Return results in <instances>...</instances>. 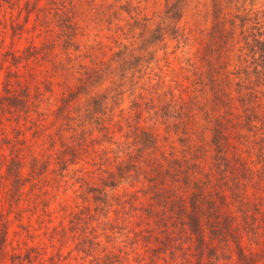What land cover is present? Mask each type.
Here are the masks:
<instances>
[{"label": "trees", "instance_id": "16d2710c", "mask_svg": "<svg viewBox=\"0 0 264 264\" xmlns=\"http://www.w3.org/2000/svg\"><path fill=\"white\" fill-rule=\"evenodd\" d=\"M184 3V0H173L167 4L165 17L171 21L179 19ZM62 7L55 9L60 11ZM40 10L38 20L48 24L49 10L44 7ZM56 15L59 28L63 19L69 20V16ZM76 16L79 15H72L75 22ZM214 17L218 36L232 34L233 31H225L222 22L217 21L216 11ZM164 21L149 30L147 42L162 39L165 28H174L171 22L162 26ZM71 24L74 29L77 27L74 22ZM22 27L19 24L16 28ZM257 28L243 33L244 44L240 52L234 53L231 67L234 47L228 40L224 41L223 49L216 48L212 54L206 50L203 57L207 59L203 58L202 64L191 63L192 67L180 74L182 94L178 95V102L171 97L162 98L163 103L155 106L153 100L152 103L143 101L144 95L140 92L132 98L127 113L121 109L119 116H108L104 99H111L110 109L118 104L124 92L123 82H114L102 94L93 95L88 116L101 136L114 144L91 156L98 164L97 169L104 173L102 184L113 188L120 183L134 186L111 194L98 185L88 188L94 191V209L99 204L111 206L113 197L109 196L116 199L118 222L114 225L107 222L104 227L127 229L126 235L132 234L127 246L113 244L112 250L106 253L111 260L106 257L102 264H113L116 259L122 260L123 255L133 258L134 264H264V36H261L264 30ZM73 33L59 31L56 39L50 38L41 48L31 40L18 54L7 49L4 55L7 59L10 56L11 64L7 66L4 93L0 95V114L34 109L38 114L53 115L51 123L55 128L48 138L51 145H59L57 150L63 153L62 162L67 161L69 153L75 156L78 150H88L90 143L86 128L91 127L84 125L75 97L89 90L113 62L111 57L104 60L91 52L88 57L93 65L75 63V57L69 52ZM57 39H64L61 53L54 51ZM243 48L252 51V59L247 58ZM115 53L120 55L121 51ZM30 57L35 65L27 75L11 67L22 58ZM120 59L121 76L126 69L132 68V74L141 70L140 59L145 60L124 53ZM37 65L45 66L46 72L36 70ZM53 84L60 89L58 95L53 94ZM43 91L50 92L46 99L51 95L56 99L47 111L38 109L44 100ZM32 97L38 100L35 102ZM76 116L80 123L72 122ZM122 128L125 131L120 141L116 132ZM15 147H18L16 140H12L10 150L15 153L2 158L7 175L11 176V195L18 200L28 182V208L34 212L41 205L44 209L40 215L44 211L50 213L45 209L48 202L45 195L49 190L43 187L41 178L33 176L34 166L27 176L23 175L22 157ZM139 192L146 195L143 201ZM88 212L89 206L72 212L70 222L73 230L79 231L75 232L78 244L94 250L99 241L92 234L94 229L89 226L91 214ZM135 213L137 217L130 220ZM8 232L9 218L0 213V264L8 253ZM107 235L112 238V234ZM138 241H142L139 246ZM30 257L29 251L24 254L13 251L11 264H27Z\"/></svg>", "mask_w": 264, "mask_h": 264}, {"label": "rangeland", "instance_id": "374dc122", "mask_svg": "<svg viewBox=\"0 0 264 264\" xmlns=\"http://www.w3.org/2000/svg\"><path fill=\"white\" fill-rule=\"evenodd\" d=\"M26 1L0 0V95L4 93V76L7 66L11 64L10 56L7 59L4 55L5 51L9 49L17 54L21 53L31 40L41 48L43 43L50 42V38L56 39L59 31L69 34L75 32L73 46L69 50L71 56L75 57V63L93 65L88 57L91 52L104 60L111 57L113 62L103 71L105 75L89 90L75 97L77 105H80L79 112L85 120L84 125L91 127L89 129L79 125V128L84 126L87 129L90 143L88 150H78L79 153L75 156L70 153L66 155V162L60 161L63 153L57 150L59 145H51L48 138V134L55 128L51 123L53 115L44 112V115L38 114L34 109L31 111L15 109L11 114L8 112L0 114V213L9 218L8 253L3 264H11L10 254L13 251L23 254L29 251L31 261H27V264H102L107 260L106 257L111 260L106 253L112 250V245L127 246L126 243L132 239V234L126 235L127 229L104 227L107 222L111 225L118 222L115 211L116 199L109 196L113 197L111 206L99 204L100 207L94 209L96 204L92 200L94 191H89L88 188L98 185L111 194L115 191L133 189L134 186L120 183L113 188L102 184L101 176L104 173L97 169L98 164L93 162L91 156L97 154L103 147H112L114 144H110L101 136V131L97 130V125L92 123L91 117L88 116V110L91 108L88 104L92 101L93 95L102 94L106 87L114 82H123L124 92L118 104L110 109L111 99L109 97L104 99L109 109L105 111L108 116H119L121 109L127 113L132 98L140 92L144 95L143 101L149 100L150 103L154 101L155 106L163 103L162 98L169 100L171 97L178 102V95L182 94L180 74H184L182 72L190 69L192 64H202L203 58L207 59L206 56L203 57L206 50L212 54L216 48L223 49L224 41L228 40L234 47L230 55L231 67L235 61L234 53L240 52L239 49L244 44L243 33H247L249 28L257 31V26L264 30V0H184L181 16L173 21L164 15L167 4L173 0H28L27 4ZM215 1L218 3L215 4ZM56 6L64 7L56 11ZM43 7L49 10L48 24L41 23L37 18V13L42 14L40 9ZM215 11L218 13L217 21L222 22L225 31H233L232 34H225L222 38L218 36L217 31L215 32ZM75 13L79 15L74 18L77 22L72 20ZM56 14H61L63 18L69 16V20L63 19L60 28ZM241 17L244 19L241 20ZM163 19L166 21L161 24L162 26L171 22L174 28L171 30L165 28L162 39L147 42L145 38L149 30ZM73 22L77 26L75 29L71 24ZM19 24L23 25L22 29L16 28ZM13 26L15 30H12ZM19 31L23 33L19 34ZM263 34L261 36H264ZM64 39H57L56 44L54 43L55 52H62L61 43ZM117 51H121V54L117 55L115 53ZM242 51L249 60L252 59V51L248 48H243ZM123 53L127 56L137 55L145 58L142 61L140 59L141 70L132 74V68L126 69L125 75L121 76L119 63ZM33 65L35 63L30 57L22 58L11 67L27 75ZM44 68L42 65L36 66V70L40 72H46ZM72 82H75L74 79ZM53 86V94L58 95L60 90L58 85ZM34 88V85L31 86L32 90ZM49 95V91H43L44 100L38 109L47 111L48 105L54 106L56 100L54 96L45 98ZM31 100L36 102L38 99L32 97ZM95 112L94 114L102 115L100 111ZM144 112L146 113V110ZM169 119L171 120V117ZM72 122L80 123L77 116ZM124 131L125 128H122L116 132V137L120 141L123 140L121 134ZM172 135L174 138L177 136L175 132H172ZM12 140H16L18 147L15 148L19 149L16 152L19 151L22 157L23 175L27 176L28 171L34 166L36 174L33 176L36 179L41 178L44 181L43 187L49 190L45 195V200H48L45 209L50 213L44 211L40 215L44 209L41 205L34 212L28 208L29 195L26 193L29 190L28 182L24 185L25 191L18 200L11 195V176L7 175L6 163L2 162V158L3 156L8 158L15 153L10 150ZM34 158L36 160H33ZM139 196L142 201L146 198L142 192H139ZM85 206L90 207L89 226L94 229L92 232L94 239L99 241L94 250L78 244L75 232L79 231L71 227L72 212L82 211ZM137 215L138 213H135L129 219L134 220ZM108 233L112 234V238L107 235ZM141 242L138 241L136 245L139 246ZM113 250L117 251V248ZM112 258L115 259L116 255ZM112 263L134 264L135 260L123 255L122 260L116 259Z\"/></svg>", "mask_w": 264, "mask_h": 264}]
</instances>
